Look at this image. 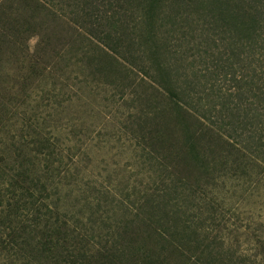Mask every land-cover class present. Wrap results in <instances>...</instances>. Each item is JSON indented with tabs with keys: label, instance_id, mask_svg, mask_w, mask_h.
Instances as JSON below:
<instances>
[{
	"label": "trees",
	"instance_id": "obj_1",
	"mask_svg": "<svg viewBox=\"0 0 264 264\" xmlns=\"http://www.w3.org/2000/svg\"><path fill=\"white\" fill-rule=\"evenodd\" d=\"M103 88L140 170L116 190L84 183L83 126L60 139ZM246 204L264 207V0H0V264H264V220L254 259L222 234Z\"/></svg>",
	"mask_w": 264,
	"mask_h": 264
},
{
	"label": "rangeland",
	"instance_id": "obj_2",
	"mask_svg": "<svg viewBox=\"0 0 264 264\" xmlns=\"http://www.w3.org/2000/svg\"><path fill=\"white\" fill-rule=\"evenodd\" d=\"M34 45L35 41L31 43V47ZM85 94L84 103L78 107L69 105L60 115L61 123L55 120L51 125L56 126V121H58L59 126L63 128L60 134L63 144L68 142L67 132L70 126H83L84 129L81 128L85 135L81 139L87 145V155L81 157L86 167V171L82 172L84 183L92 186L91 182L97 180L98 188L116 190L122 187L120 180H124L122 184H125L130 176L140 171L138 164L134 161L133 152L130 150L129 137L122 131L126 130L125 120L128 118L129 111L121 95L111 88H103L94 94L86 91ZM130 183L133 184V181ZM238 213L239 216L226 212V221L222 223L224 231L222 234L235 248L240 246L236 250L244 255L243 258L254 259L255 244L253 242L250 244L248 241L252 234L248 232V228L252 227L256 233L258 229L263 230L260 223L264 220L261 218L264 217V207L246 204ZM236 217H239V222H237L239 230L231 233Z\"/></svg>",
	"mask_w": 264,
	"mask_h": 264
}]
</instances>
